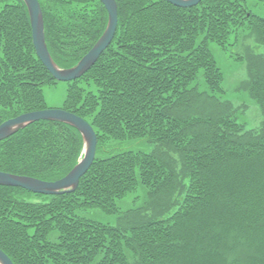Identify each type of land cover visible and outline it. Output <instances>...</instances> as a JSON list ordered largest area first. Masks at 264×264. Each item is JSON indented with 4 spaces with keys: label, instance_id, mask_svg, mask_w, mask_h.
<instances>
[{
    "label": "trees",
    "instance_id": "obj_1",
    "mask_svg": "<svg viewBox=\"0 0 264 264\" xmlns=\"http://www.w3.org/2000/svg\"><path fill=\"white\" fill-rule=\"evenodd\" d=\"M39 1L54 60L75 66L105 32L106 6ZM250 2L117 0L112 44L70 82L62 107L96 130L92 167L64 194L0 185V249L14 264H264V122H240L211 48L234 35L264 46V17ZM258 58L247 85L264 117ZM57 82L37 54L26 3L0 0V124L50 108L44 87ZM141 139L150 151L117 149ZM84 148L72 125L38 121L0 141V171L56 181ZM140 191L141 205L122 210ZM96 209L116 223L83 215Z\"/></svg>",
    "mask_w": 264,
    "mask_h": 264
},
{
    "label": "water",
    "instance_id": "obj_2",
    "mask_svg": "<svg viewBox=\"0 0 264 264\" xmlns=\"http://www.w3.org/2000/svg\"><path fill=\"white\" fill-rule=\"evenodd\" d=\"M31 17L33 40L39 58L58 81L71 82L81 78L98 61L103 52L112 44L119 24L117 0H101L109 13V22L103 35L92 49L73 67L62 68L54 60L46 40L45 17L39 0H23ZM172 4L189 8L199 5L203 0H168ZM63 122L77 128L85 142L84 156L63 178L45 181L28 175H18L0 171V185L20 187L36 194L58 195L77 190L81 178L92 167L98 148V135L94 127L81 116L63 108H48L32 111L8 119L0 124V141L16 134L21 129L38 121ZM0 264H14L10 256L0 249Z\"/></svg>",
    "mask_w": 264,
    "mask_h": 264
},
{
    "label": "rangeland",
    "instance_id": "obj_3",
    "mask_svg": "<svg viewBox=\"0 0 264 264\" xmlns=\"http://www.w3.org/2000/svg\"><path fill=\"white\" fill-rule=\"evenodd\" d=\"M249 7L252 12L264 17V2L251 0ZM211 48L225 77L223 87L226 94L224 98L237 109L240 122L245 125L246 130L259 129L264 122V117L259 105L248 89L247 82L251 79L250 69L253 68L252 64L258 62V57L262 56L264 58V46L257 42L254 37L249 39L241 38L238 41L234 35L227 48L223 49L216 43H212ZM70 84V82L58 81L56 84H48L44 87L50 108L60 109L63 107ZM117 144L118 150L127 148L144 151L151 150V145L146 139L118 142ZM142 193L140 191L139 194L129 195L121 203L122 210L126 211L140 206V202L138 205L135 204V199ZM83 215L102 222L116 223L117 220V216L105 214L97 209L86 211Z\"/></svg>",
    "mask_w": 264,
    "mask_h": 264
}]
</instances>
